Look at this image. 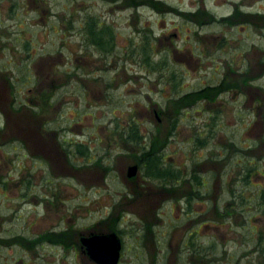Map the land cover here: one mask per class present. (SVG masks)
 Here are the masks:
<instances>
[{"label": "rangeland", "instance_id": "rangeland-1", "mask_svg": "<svg viewBox=\"0 0 264 264\" xmlns=\"http://www.w3.org/2000/svg\"><path fill=\"white\" fill-rule=\"evenodd\" d=\"M234 10L264 13V0H0V72H13L16 98L10 106L9 94L3 92L7 83H3L0 264H87L81 254L49 243L35 247V238L32 245L13 236L29 235L26 225L32 216L34 231L55 223L57 205L54 209L35 205L41 197L48 200L52 192L65 208L78 205L75 226L81 230L111 213L110 222L123 236L118 264H264V205L257 197L264 185V158L257 167L263 176L252 173L249 184L242 185L235 163L238 152L232 155L238 144L246 156L264 153V126L254 125L244 112L245 108L250 111L254 89H264V75L259 65L252 64L264 60V20L237 14L230 24L221 21ZM90 16L112 29L113 48L106 57L85 44L81 27ZM141 49L153 61L163 60L160 70H149ZM249 64L255 69L242 89L243 96L227 93L224 100H217L211 94L208 103H191L178 113L170 137L167 119L162 116L159 123L155 121L151 107H163L170 93L213 85L223 73L231 82L227 70H243ZM172 72L175 81H166ZM58 79L64 86L56 96L60 105L47 109L44 88L50 90L53 85L54 90ZM35 93L40 95L39 102L31 107L29 98ZM28 105L34 110L40 107L41 118L50 121V128L64 129L73 152L63 161L50 153H28L21 128ZM215 108L219 113L210 119ZM130 118L139 123L141 143L155 147L178 176L184 177L190 168L200 177L203 174L207 186L202 200L195 199L199 195L189 203L183 199L190 193L187 183L176 188L171 210L167 204L159 207L156 197L149 203L127 198L135 184H128L124 174L137 147L119 140L117 133ZM211 129H215L214 138L205 146L190 140L196 134L206 136ZM74 142L85 149L83 154L74 153ZM27 179L33 198L23 194L21 183ZM234 179L239 181L236 187ZM224 181L246 199L234 198L239 207L228 220L219 215L224 203L231 201V189L223 186ZM143 215L148 223L158 222L147 230L148 236L152 232L158 237L157 253L149 240L147 253L134 247L133 231ZM190 236L202 246L201 254L191 250Z\"/></svg>", "mask_w": 264, "mask_h": 264}, {"label": "flooded vegetation", "instance_id": "flooded-vegetation-1", "mask_svg": "<svg viewBox=\"0 0 264 264\" xmlns=\"http://www.w3.org/2000/svg\"><path fill=\"white\" fill-rule=\"evenodd\" d=\"M239 15L244 14L246 16H250L251 18H261L262 16H264V13H251V12H242L239 11L238 12ZM253 26L254 23H251ZM244 26H241V28H243ZM242 66L244 65V60L241 61ZM254 67H258L259 65V72L261 73V75H264V60L261 58L258 61H256V63H252ZM256 64V65H255ZM245 66V65H244ZM251 64L247 65V67H244L243 70H241V68L235 69L234 72L233 71H229V69L227 70L228 72V77H231L234 79V83H236V87H229V88H225L224 90H221L220 92H218L216 94V98L217 100L223 97L224 100V95L227 93H233L236 94L238 97L243 96V88L246 86H241L242 84L240 83V75H245V76H249L250 77V73L252 71V69H255ZM13 72L12 71H6L0 72V90L3 87V83H7V85L3 88V92L4 93H8V98L10 97V101L9 104L10 106H12L15 102H16V98H15V85H14V81L12 80L13 78ZM225 77V74H221L220 78L218 79V81L216 83H221L223 78ZM251 81V80H250ZM249 81V82H250ZM57 83L54 85V90H52L53 85L51 86L50 90L46 88H44V92L42 94V98L44 99V101L46 102L45 105H47V109L49 107H54V106H59L60 102H58V98L56 96H58V91L60 92V90H62L64 88L62 81L61 80H57ZM53 84V83H52ZM214 86V85H212ZM47 87V86H46ZM49 88V87H47ZM255 91L253 92V95L250 97L249 100V105H250V111L249 113H247L248 116H250V120L253 121L254 125L257 126H264V89L262 88H255ZM36 96L31 95L29 98V104L31 105H36L39 102V98L40 95L38 93H35ZM55 95V97H54ZM54 102H56L54 105H52ZM209 101L204 100L203 103H208ZM217 104L219 105V101H217ZM30 105H28V108L30 110L26 111V117L24 119V123L21 124V128L26 135V146H27V151L29 154H33V153H37V154H53L54 156L57 157V159L62 160L64 158H66L67 154H72V150L69 149L68 144H71L72 142L69 141L66 143L65 138H64V129L63 128H50L49 124L50 121L46 118H41V109L40 107L36 110L30 108ZM59 108V107H58ZM57 108V109H58ZM206 108V107H205ZM17 110V109H16ZM151 112L153 114V117L155 118V121L157 123L160 122V117L164 116L166 114V112L163 110V107L161 105H154L153 107H151ZM216 111H214L213 113H210V119H212L214 117V114H216V112L219 113L218 109L215 108ZM206 116L209 118V112L207 110H204ZM47 115V113H46ZM57 115L59 116V111L57 112ZM218 115V114H217ZM48 116V115H47ZM206 117V118H207ZM20 132H22V130L18 129ZM215 129H211L212 133H214ZM211 133V137L214 138V134ZM210 133H208L206 136H208V140L210 139L209 136ZM204 134H201L200 136L202 137ZM139 136V135H138ZM142 135H140L141 137ZM167 136H172L171 133L167 134ZM229 136V135H228ZM128 137V135L126 136V138ZM205 137V136H204ZM225 137V136H224ZM211 138V139H212ZM143 136L142 138H140V146H143L142 140H143ZM24 143V144H25ZM23 144V145H24ZM67 144V145H66ZM25 146V145H24ZM25 146V148H26ZM73 147H75L74 149V153H80L79 150L82 147L81 144L79 142H74L72 144ZM136 155L133 158L132 162L130 165H135L136 166V172L135 175L132 177H127L125 174V181L128 182V184H135V189H133L131 191L130 195H127V198H130V201L133 202V199H137L139 201H143V202H148L151 201L152 198L156 197L158 200V206L160 207L161 205H166L169 206V209L171 210V206L175 205L176 200L174 199V195H175V191L176 188L180 185H182V183H187L188 187L190 188V193H188V196L185 195L184 196V200H186L188 202V198L190 195L193 194V188H192V176L194 174V172L192 171V168H190V172L185 175L184 177L182 176H176L177 172H174L173 169L170 167L169 169L171 170L170 175L165 174L163 176L160 175H146L145 171H148L147 168L145 166H143V157H142V150H140L139 148V144H136ZM236 152L238 151H233L232 155L233 157H236L237 154ZM159 153V152H158ZM261 154V156H260ZM162 154L159 153L158 157H159V162H161V166H157V168L161 169L164 165H165V161H164V157L161 156ZM261 158H264V153H261L260 151L258 152H254V154L251 156L252 159V167H254V175H259L260 177L263 176V174L261 173H257V167L259 165V163L262 162ZM237 162V160H236ZM235 162V163H236ZM229 163V162H228ZM128 165V166H130ZM127 166V167H128ZM126 167V169H127ZM191 167V165H190ZM77 168H81L80 166H77ZM156 167H153L150 173H159V171H155L157 169ZM125 169V170H126ZM126 173V171H125ZM139 175V178L138 176ZM198 179H200V184H197V186H194L195 188V192L196 195H199V197L195 198V199H200L204 194H205V190L204 188L207 186V179L205 177L202 176L200 177L198 174H196ZM150 179L153 181V183L150 181ZM230 179V178H229ZM230 181V180H229ZM228 181V182H229ZM227 181L223 182V186L227 189H234L232 188V186L230 184H228ZM231 182V181H230ZM237 182L235 179L232 181V184H234V186H236ZM22 186L24 188V192L23 194H27L29 196H31V191L27 190L28 187H30V189H32V186L30 185V180L27 179V181H22ZM154 187H151V186ZM143 188V189H142ZM263 186H260L259 190L263 189ZM142 189L141 193H137ZM200 189L202 190V192H200ZM204 190V191H203ZM258 190V191H259ZM257 191V192H258ZM233 198L235 199H239V195L237 194V192L234 190L233 191ZM169 195L167 198L165 195ZM230 194V195H232ZM195 196V195H194ZM33 198V196H31ZM55 197V193L52 192V195L50 196V198H48V200L44 199L43 197H41L42 200L38 201L35 205L39 206L41 205V207L43 209L45 208H53L56 207V217L54 218L53 221H55V223L50 227L47 226L43 229H41L40 231H37L34 229H31V221H33V216L27 221L30 222L28 225H26V231L29 233V235H13V236H20V237H24L27 238L26 241L28 240V242H30V240H32L33 243V238H35L34 241V246H39L42 247L43 244H48L50 246H55V247H59L62 251H72L74 253H78L83 255L84 259L87 260V264H95L92 260H90V258L87 256L86 254V249L85 247L81 244V238L82 237H87L90 236L92 234H103V233H107L110 231H113L116 233V235L118 236L119 240H120V250H119V258H118V262L122 257V251H123V236L121 235L120 230L116 227V225H114V222H110V217H111V213L110 215H108L107 219H101L99 221H96L95 223H93L90 227H88V229L85 230H81L79 228H77L75 226V218L77 215V211H78V205L77 204H72V206L65 208V205L63 203V201H61V199H59V197L56 195ZM207 197V196H206ZM202 200V198H201ZM56 201H58L57 203H55ZM205 202V201H204ZM235 203V202H234ZM230 204V202H225L224 205H228ZM157 206V207H158ZM224 206V207H225ZM223 207V208H224ZM222 208V209H223ZM156 212V210H155ZM221 213H223V210H221ZM41 215V214H40ZM43 215V214H42ZM233 213L230 215L232 216ZM141 219V225L139 224V227L137 229V231H133V238H135L134 241V247L137 246V248H142L144 249V253H147L148 251V245L145 244V242L147 240H149L150 244H153V248L155 250V253L159 252L158 246L160 243H158V237H155L156 235H154L152 232L151 234H149V236L147 235V230L150 227H156L157 226V221L155 219H152V223H148L145 221L144 219V215L143 216H138ZM118 219V217H116ZM112 221V220H111ZM50 227V228H49ZM150 233V232H149ZM131 234V233H129ZM128 235V234H127ZM11 236V237H13ZM50 239H55V242L50 241ZM189 240H191V236L189 237ZM158 243V245H157ZM183 246V245H182ZM190 246V245H189ZM196 247L200 248V251L202 246H199L198 244H196ZM185 248V247H184ZM188 248V247H186ZM117 262V264H118Z\"/></svg>", "mask_w": 264, "mask_h": 264}, {"label": "trees", "instance_id": "trees-1", "mask_svg": "<svg viewBox=\"0 0 264 264\" xmlns=\"http://www.w3.org/2000/svg\"><path fill=\"white\" fill-rule=\"evenodd\" d=\"M157 3V2H156ZM200 13V12H197ZM196 13V14H197ZM188 15H195V13H187ZM238 11L234 10L231 12L230 15L226 16L227 18H223L221 19V21H224L225 23L230 24L234 17V15H237ZM209 16V18L211 20H214V17L211 16L210 14H207ZM264 20V16H262V19ZM234 24V23H232ZM81 33L84 36V41L86 46L89 45L92 48H94L96 51H98L99 53H104L105 57L109 54V52L112 50L113 48V34H112V29L109 25H106L104 23H100L98 22L94 17L90 16L86 19L83 20V24L81 27ZM143 56H142V62L145 63L146 66H148L149 70L154 71V70H160V66L163 65V60H159V61H153L150 57L149 54L147 52L144 51V49H141ZM175 74L172 72L170 73L168 79H166V81L168 82H174L175 81ZM230 78V77H229ZM240 83L242 84L241 86H246L250 80L252 79H247L250 78L248 76L245 75H240ZM226 77L223 78L222 82L220 83H215L213 84L214 86L210 85V86H205L199 89H195L192 91H189L187 93H183V94H179L177 92L173 93V95L171 96L170 93L168 96H166L164 99L166 100V102H164L163 104V110L166 112V116L164 115L163 117L167 119L168 123L167 126L169 128V133H171V131L175 130V126H176V122H177V116L178 113L182 110L185 109L186 107H188L189 105H191V103L193 102H199V101H204V100H208V98L210 97L211 94L216 95L218 92H220L221 90H224L225 88H229V87H236L238 85H236V83H234V79L231 77V82L230 80H225ZM175 86V83L173 84L172 87ZM175 94V95H174ZM239 111V110H238ZM170 112L172 113V116L170 115ZM244 112L249 113V111L246 110V108L244 109ZM250 117V116H249ZM118 124V123H117ZM154 129V128H153ZM140 126L139 123L136 122V120H134L133 118L128 119V121L126 122V125L123 126V129L120 130V133H117L119 136V140L123 141L125 140L126 142L132 143V144H139V148L140 150H142V157H143V166H145L147 168L148 171H145L146 175H160L163 176L165 174L170 175L171 170L169 169L170 167L168 165H164L161 169L157 168V166H161V162H159V157H158V150L155 149V147L148 145V146H140V138H142V136L140 137L141 133H140ZM117 130H114V132H116ZM155 131V129H154ZM211 133L210 132L209 136L210 139L211 137ZM155 134V133H154ZM213 134V133H212ZM128 135V137L126 138V136ZM139 135V136H138ZM144 138V137H143ZM194 139V142H196L197 144L201 145H206L208 142V136L205 137H201L199 134H196L193 138H190V140ZM209 139V140H210ZM224 139H228V136H225ZM243 140L241 141H245L246 138H241ZM152 140H155V138H153ZM226 142H231V141H226ZM225 142V146L227 147V144ZM224 146V147H225ZM237 149H235L236 151H238V160L236 162V164L239 166V175L241 176L240 180L241 183L243 182L242 185H246L249 184V176L254 173L255 169L254 167H252L251 163H252V159L251 156L254 154H252L251 156H246L245 154H243L242 151H244L245 149L242 148V146H240V144L236 145ZM224 150H227L226 148H224ZM79 152L81 154H83L85 152V149L82 147L80 148ZM243 154V155H241ZM213 160V159H211ZM153 167H156L157 169L155 171H159V173H150ZM176 176H178V173L176 174ZM239 182V181H237ZM240 183V184H241ZM197 184H200V179H198L196 173L194 172L193 176H192V188H193V194L190 195L188 198V202L190 200L193 199L192 196L196 195L195 192V188L194 186H197ZM236 187V186H235ZM234 188V187H233ZM236 189V188H235ZM235 189H231L230 194L234 193L233 191ZM239 195V194H238ZM188 196V194H187ZM230 204H228L230 207H221V210H223V213L219 212V215H221V217H223L222 219H226L228 220V218L230 219V215L236 210L237 206L239 203L238 201L236 202L233 198V194L230 195ZM257 197L259 199V201L261 202V204L264 205V188L259 190ZM241 201H245L246 199H244L243 197L240 196L239 198ZM239 200V201H240ZM240 201V204H241ZM235 202V203H234ZM223 208V209H222ZM185 214L189 213V208H185L184 211ZM115 225V224H114ZM18 239L21 240H25L27 238L24 237H20V236H16ZM50 241L55 242V239H50ZM28 242V240H27ZM31 244L32 240H30ZM191 245V250L194 251L195 253H200V248L196 247L195 242L190 241ZM34 246V245H33ZM199 254V255H200Z\"/></svg>", "mask_w": 264, "mask_h": 264}, {"label": "water", "instance_id": "water-1", "mask_svg": "<svg viewBox=\"0 0 264 264\" xmlns=\"http://www.w3.org/2000/svg\"><path fill=\"white\" fill-rule=\"evenodd\" d=\"M136 166L130 165L125 175H135ZM81 244L86 249V254L95 264H117L120 250V240L115 232L92 234L81 238Z\"/></svg>", "mask_w": 264, "mask_h": 264}]
</instances>
